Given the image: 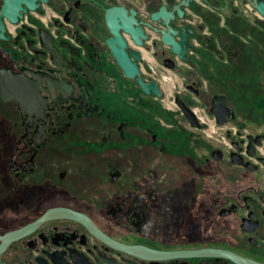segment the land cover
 Instances as JSON below:
<instances>
[{
	"label": "flooded vegetation",
	"instance_id": "af4514ba",
	"mask_svg": "<svg viewBox=\"0 0 264 264\" xmlns=\"http://www.w3.org/2000/svg\"><path fill=\"white\" fill-rule=\"evenodd\" d=\"M5 3L0 264H264V108L242 100L263 28L256 9L18 0L13 20ZM162 7L169 22L153 21ZM123 18L143 29L141 44ZM186 23L181 58L161 31Z\"/></svg>",
	"mask_w": 264,
	"mask_h": 264
},
{
	"label": "water",
	"instance_id": "95a60500",
	"mask_svg": "<svg viewBox=\"0 0 264 264\" xmlns=\"http://www.w3.org/2000/svg\"><path fill=\"white\" fill-rule=\"evenodd\" d=\"M245 2H249L260 14L264 17V0H244ZM190 0H183V4L188 5ZM12 5V6H11ZM19 7L18 0H6L4 5V12L7 13L13 20L16 19V13ZM122 11L121 8H114L109 10L111 12H119ZM108 13V15H109ZM173 14L168 12L164 7H162L159 11H155L152 14L153 21L165 20L169 22V17ZM180 17L184 15V11L179 8ZM111 23V22H110ZM122 27L131 34V36L135 39L139 44L142 43V38H146L147 36L144 34L143 29L141 27H133L130 22H127L124 18L121 20ZM116 31V29H114ZM179 32L180 38L177 40L174 38L173 34L176 35ZM194 34L193 26L190 23H186L184 26H181L179 30H174L170 27L169 31H161V39L162 42L168 46H171L172 51L178 54L181 58L187 53V40L190 35ZM119 39V37L117 38ZM114 51L119 58L123 68L129 76H133L135 72L138 71V68L135 64H130L124 56L121 54V49L114 47ZM212 104L214 105V112L219 114L218 109L224 108L226 106V97L224 95H216L213 97Z\"/></svg>",
	"mask_w": 264,
	"mask_h": 264
},
{
	"label": "rangeland",
	"instance_id": "374dc122",
	"mask_svg": "<svg viewBox=\"0 0 264 264\" xmlns=\"http://www.w3.org/2000/svg\"><path fill=\"white\" fill-rule=\"evenodd\" d=\"M249 25L250 23L249 21H247L245 25L246 29L244 30V33L242 36L245 40L247 41L251 40L252 42H254L253 36L255 34L253 31L250 30V27L248 28ZM258 30H259V33H258L259 48L257 51L258 53L257 55L256 54L254 55L255 58L252 57L251 59L252 63L247 68L246 75H248V79L245 81V84H244L245 86L244 93L242 92L243 103L247 106V108H251L250 111L252 112H255L256 111L255 109H257L259 105L262 104L264 101V28L259 26ZM247 46L249 47L248 52L250 54L251 52H253L254 48L256 47L254 46L253 43L248 44ZM255 66L257 67L258 70L254 69ZM256 74H258L259 76L261 75V80H263V84L260 81L259 83L257 82L258 78L255 76ZM233 99H235L237 103H240L236 95L233 96ZM247 113H248L247 116L249 118L250 116L249 110H247Z\"/></svg>",
	"mask_w": 264,
	"mask_h": 264
},
{
	"label": "crops",
	"instance_id": "0c3cea01",
	"mask_svg": "<svg viewBox=\"0 0 264 264\" xmlns=\"http://www.w3.org/2000/svg\"><path fill=\"white\" fill-rule=\"evenodd\" d=\"M251 13H252V15H255V16H257L258 18L261 19V21H262V23H263V28H264V18H263L262 16H260L259 13H258L256 10H254V11L252 10ZM249 23H250V22H249ZM248 27H249V26H248ZM243 29L245 30V29H246V26H244Z\"/></svg>",
	"mask_w": 264,
	"mask_h": 264
},
{
	"label": "trees",
	"instance_id": "16d2710c",
	"mask_svg": "<svg viewBox=\"0 0 264 264\" xmlns=\"http://www.w3.org/2000/svg\"><path fill=\"white\" fill-rule=\"evenodd\" d=\"M263 103H264V101H263ZM263 103H262V104H260V105H262V106H263V108H264V104H263Z\"/></svg>",
	"mask_w": 264,
	"mask_h": 264
},
{
	"label": "built area",
	"instance_id": "2783aa9c",
	"mask_svg": "<svg viewBox=\"0 0 264 264\" xmlns=\"http://www.w3.org/2000/svg\"><path fill=\"white\" fill-rule=\"evenodd\" d=\"M251 9H253L251 6H250Z\"/></svg>",
	"mask_w": 264,
	"mask_h": 264
}]
</instances>
